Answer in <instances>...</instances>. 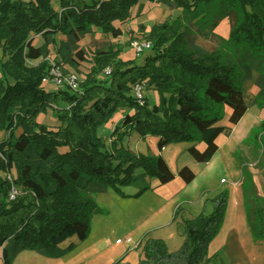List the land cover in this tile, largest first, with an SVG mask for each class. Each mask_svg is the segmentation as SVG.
Returning <instances> with one entry per match:
<instances>
[{
  "label": "trees",
  "instance_id": "obj_1",
  "mask_svg": "<svg viewBox=\"0 0 264 264\" xmlns=\"http://www.w3.org/2000/svg\"><path fill=\"white\" fill-rule=\"evenodd\" d=\"M52 1L0 0V49L5 58L0 75L1 264H13L24 251L56 258L65 253L60 245L68 239H87L98 211L95 193L109 187L119 192L140 182L136 194L140 195L149 188L147 176H156L161 184L174 179L162 155L137 154L121 145L128 135L158 137L159 151L177 142L204 143L203 150L193 145L188 151L195 162L207 164L219 151L217 138L230 135L249 109L237 64L219 53L193 49L176 20L150 28L146 37L153 53L141 63L124 60L115 44L97 48L88 59L83 50L73 52L70 44L57 40L61 34L78 40L95 28L118 38L132 9L143 10L142 1L164 3L193 18L217 0H59V10ZM220 1L241 5L245 14L229 40L264 50V0ZM35 36L42 38L38 46ZM56 44L62 61L78 72L80 63L90 60L78 93L65 85L54 90L44 86L52 68L51 46ZM33 61L38 63L29 64ZM55 66L60 68L59 63ZM108 68L111 72L106 74ZM137 83L142 85L141 101L134 90ZM256 86L263 94V74ZM145 90L157 92L158 101L151 102ZM223 106L231 108L228 127L218 125L217 108ZM120 109H126L120 124L114 125L109 137L101 136L100 128ZM50 112L56 119L53 125L38 121ZM179 175L186 184L196 178L187 165ZM13 186L18 195L11 200ZM211 203L210 213L184 220L185 240L178 250L171 252L163 240L147 238L142 264L210 261L208 248L223 224L228 193H218ZM254 214L251 227L263 238L264 206L258 204Z\"/></svg>",
  "mask_w": 264,
  "mask_h": 264
},
{
  "label": "rangeland",
  "instance_id": "obj_2",
  "mask_svg": "<svg viewBox=\"0 0 264 264\" xmlns=\"http://www.w3.org/2000/svg\"><path fill=\"white\" fill-rule=\"evenodd\" d=\"M142 2L143 10L139 12L137 7L132 9V17L122 25L123 35L118 38L95 28L90 33L80 35L78 40H70L62 34L57 36V40L59 44L63 41L70 44L73 52L83 50L88 59L97 48L115 44L122 49L121 57L124 60L141 63L153 51L146 50L138 55L132 50L131 42L135 39L149 41L146 36L153 25L176 20V25L185 30L187 41L193 49L219 53L237 64L236 75L247 92L249 109L230 135L224 133L217 138L219 151L207 164L195 162L188 151L193 145L203 150L204 143L177 142L159 151L158 137L143 139L137 133L128 135L121 145L137 154L162 155L174 179L161 184L156 176H147L145 184L149 188L140 195H136L140 182L122 187L119 192L109 187L106 192L95 193L98 211L92 216L87 239L79 240L76 236L68 239L60 245L65 253L56 258L24 251L13 264H116L120 260L142 264L145 258L140 253L147 238L163 240L171 252L178 250L185 240L184 220L201 212L210 213L211 199L222 191L228 193L227 209L221 229L208 248L211 260L204 264H264V237L257 236L250 223L251 219L255 220V207L258 204L264 206V93L260 95L256 86V79L264 75V50L258 47L244 48L242 44L229 40L230 32L245 15L239 4L231 7L217 0L203 7L197 17L189 18L167 4ZM52 4L56 10L60 9L59 0H53ZM141 26L143 32L139 30ZM41 43L42 38L35 36L34 44L38 46ZM149 43L152 46V42ZM59 44L51 46L49 58L54 64H60L62 84H55L52 66L44 86L54 90L65 85L64 88L78 93L80 83L90 70V60L81 62L78 72L62 61L57 52ZM4 59L0 49V75ZM36 63L38 61L29 62ZM54 68L57 69L56 66ZM247 69L250 75L248 79L245 77ZM73 74L77 76L75 89L64 84ZM143 94L153 103L158 101L154 90H145ZM217 109L220 113L218 125L230 126L231 108L223 106ZM125 114L126 109L118 110L110 122L100 128L101 136L109 137L110 130L121 122ZM54 120L51 112L38 117L39 122L48 125H53ZM186 165L196 173L195 180L190 184H186L179 175V170ZM126 238L132 239V243H125Z\"/></svg>",
  "mask_w": 264,
  "mask_h": 264
},
{
  "label": "built area",
  "instance_id": "obj_3",
  "mask_svg": "<svg viewBox=\"0 0 264 264\" xmlns=\"http://www.w3.org/2000/svg\"><path fill=\"white\" fill-rule=\"evenodd\" d=\"M131 48L134 52H136V54L140 55L144 51L149 50L151 48V44L149 43V41H146V40L135 39L131 42ZM51 64L53 66L52 69H53V73H54L53 75L55 78V84L57 86H61L63 80H62L61 74L59 72L60 70H59V68H57V69L54 68V66H55L54 62L51 61ZM106 73H110V70H107ZM64 84L69 85L71 88L75 89L77 87V76L74 74L69 76V78H67L65 80ZM134 90L136 92L137 98H139V101H141L142 100V93H141L142 92V85L139 83L135 84ZM8 178L11 179V176L8 175ZM17 195H18V190L13 186L11 191H10V194H9L10 199L14 200ZM125 243H132V239L126 238ZM138 244H140V243H138ZM0 264H1V262H0Z\"/></svg>",
  "mask_w": 264,
  "mask_h": 264
},
{
  "label": "crops",
  "instance_id": "obj_4",
  "mask_svg": "<svg viewBox=\"0 0 264 264\" xmlns=\"http://www.w3.org/2000/svg\"><path fill=\"white\" fill-rule=\"evenodd\" d=\"M238 124H239V123H238ZM238 124H237V125H238ZM235 126H236V125H235ZM235 126H234L233 128H235ZM134 248H137V247H134ZM140 254H141V253H140Z\"/></svg>",
  "mask_w": 264,
  "mask_h": 264
}]
</instances>
